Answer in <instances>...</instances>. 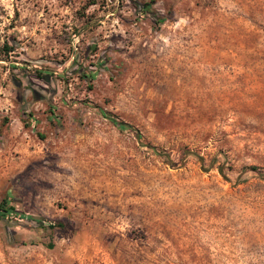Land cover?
<instances>
[{
	"label": "rangeland",
	"instance_id": "rangeland-1",
	"mask_svg": "<svg viewBox=\"0 0 264 264\" xmlns=\"http://www.w3.org/2000/svg\"><path fill=\"white\" fill-rule=\"evenodd\" d=\"M5 197L0 264H264V0H0Z\"/></svg>",
	"mask_w": 264,
	"mask_h": 264
},
{
	"label": "trees",
	"instance_id": "trees-1",
	"mask_svg": "<svg viewBox=\"0 0 264 264\" xmlns=\"http://www.w3.org/2000/svg\"><path fill=\"white\" fill-rule=\"evenodd\" d=\"M145 6L147 8L149 7L147 4ZM4 48H5L6 52H9L11 50V47H8L7 45H5ZM79 71H80L79 65L74 64L73 70L71 71L70 75L78 76ZM38 75L41 77L43 74L41 72H38ZM101 114L103 115L104 118H108L111 121V123L113 124V126L117 127L121 131L130 128L129 125L116 121V119L114 117H110L109 115H107L104 112H101ZM211 164H213V161ZM251 170L254 171V170H256V168H251ZM220 172H222V171H220ZM15 219L23 220V219H28V218L25 217L23 214L17 212L15 207L11 204L9 197H5V198L1 199V201H0V220H15ZM40 224H42V223H40ZM42 226H43V224H42ZM46 226L50 229H53L56 227H61V224L49 221V222H47Z\"/></svg>",
	"mask_w": 264,
	"mask_h": 264
},
{
	"label": "crops",
	"instance_id": "crops-1",
	"mask_svg": "<svg viewBox=\"0 0 264 264\" xmlns=\"http://www.w3.org/2000/svg\"><path fill=\"white\" fill-rule=\"evenodd\" d=\"M10 126H12L11 123H9ZM15 139L10 138L12 142H17V146H20V149L23 148L25 146L24 144V140L23 139H17L16 135H14ZM17 139V140H16ZM8 141V140H7ZM18 148V147H17ZM19 149V148H18Z\"/></svg>",
	"mask_w": 264,
	"mask_h": 264
}]
</instances>
